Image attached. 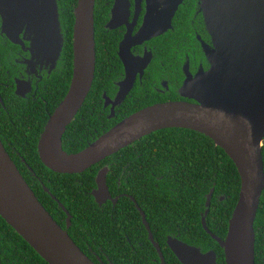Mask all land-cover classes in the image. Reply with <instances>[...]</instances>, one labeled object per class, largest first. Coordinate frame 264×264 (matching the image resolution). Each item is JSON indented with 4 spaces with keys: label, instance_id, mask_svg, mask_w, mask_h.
<instances>
[{
    "label": "water",
    "instance_id": "1",
    "mask_svg": "<svg viewBox=\"0 0 264 264\" xmlns=\"http://www.w3.org/2000/svg\"><path fill=\"white\" fill-rule=\"evenodd\" d=\"M138 31L128 34L119 46L126 77L112 100L111 110L142 72L150 54L134 56L130 44L142 43L172 27L183 0H145ZM95 0H77L72 29L73 69L68 90L47 119L37 142L41 162L58 173H81L137 139L163 128H186L200 132L221 147L235 164L240 189L224 238L214 235L202 218L204 229L222 247L225 264H255L254 220L264 189V0H197L211 45L203 44L206 70L187 74L179 93L192 99L157 102L132 112L83 149L67 153L62 136L81 108L95 72ZM0 29L10 41H29L35 72L38 57L56 64L64 34L57 0H0ZM27 67V68H28ZM27 81L16 80L15 93L24 96ZM1 101V97H0ZM113 113V111H111ZM107 168L96 175L92 191L99 204L112 198L106 183ZM213 189L206 198L210 205ZM207 212V211H206ZM0 216L48 264H96L73 241L46 210L28 185L0 139ZM160 263L166 264L160 246ZM69 225V216L67 217ZM167 244L182 264H216L214 251L168 237Z\"/></svg>",
    "mask_w": 264,
    "mask_h": 264
},
{
    "label": "trees",
    "instance_id": "2",
    "mask_svg": "<svg viewBox=\"0 0 264 264\" xmlns=\"http://www.w3.org/2000/svg\"><path fill=\"white\" fill-rule=\"evenodd\" d=\"M77 0H57L64 34L60 59L65 66L50 78L39 82L34 98H21L14 94L5 46L0 42V139L20 173L54 220L65 225L62 203L70 212L69 235L80 243L81 250L96 264L111 261L114 264H160L159 256L149 240L141 222L137 204L146 216L154 241L160 246L166 264H182L166 245L172 236L182 241L217 253V264H225L222 247L202 225L217 237L224 238L228 222L238 200L240 177L237 168L225 151L206 135L186 128H163L147 134L116 153L107 156L81 173H58L47 168L40 160L37 142L48 118L66 93L72 72V27ZM195 4L194 12L192 6ZM202 16L197 11V0H184L173 20V34H187L189 24L184 20ZM101 11L94 6L96 63L91 88L78 113L67 125L62 136V147L68 153L77 152L106 132L115 123L132 112L158 99L143 98L139 104L133 94L125 100L128 109L116 110L109 116L103 111V123L91 114L101 110L99 98L103 88L112 89L106 80L105 51L100 30ZM67 39V40H66ZM106 48V50L104 49ZM112 67V66H111ZM113 68V67H112ZM7 70L9 74H7ZM111 75L115 77L112 70ZM5 84H8L7 86ZM140 98V97H138ZM108 118H107V116ZM264 166V144L262 146ZM107 168L106 183L115 205L111 201L98 205L91 192L96 188L97 172ZM46 189V190H45ZM213 189L210 205L206 198ZM54 197V198H53ZM207 211V212H206ZM77 229L73 235L72 228ZM255 264H264V189L254 220ZM138 236L143 249L138 254L129 248L126 237L120 246L119 235ZM88 243L96 248L98 256L87 251ZM0 264H48L0 216Z\"/></svg>",
    "mask_w": 264,
    "mask_h": 264
},
{
    "label": "flooded vegetation",
    "instance_id": "3",
    "mask_svg": "<svg viewBox=\"0 0 264 264\" xmlns=\"http://www.w3.org/2000/svg\"><path fill=\"white\" fill-rule=\"evenodd\" d=\"M97 2H98V7L100 8L101 11L99 33L102 34L101 35L103 38L102 43H104L106 39L107 44L108 45L110 44L107 50L104 47V49L106 50L104 54V63L106 67V80L110 79L112 82V89L110 90V92L107 91L109 87L103 88L101 92L100 95L101 97L99 98V103L101 104V110H96L95 111L96 114H94L93 111L91 112L92 115H94L96 118L100 120L99 125L103 123V118H102L103 111H107V112L109 111V116L113 117L115 115L116 110H119L121 106L122 107L123 105L127 106L123 110L128 109L129 107L128 101H126L125 99L128 96L129 97L132 96V94H133L132 97H134L135 101L138 104L143 101V98L158 99L157 101L151 104L157 102L172 101V100H187L190 102H194L192 99L182 96L179 93V90L187 74L195 75L199 70H206L209 66L207 58L203 51V44L211 45V38L204 26L203 17L196 16L195 18H193L191 13L189 17L184 20V24L185 21H187V24H189L187 26L190 32H188L187 34L183 33L182 31L183 22L181 21V32H178L176 34L174 33L173 34L174 38L170 40L172 37L170 31L174 30L173 20L177 13L176 11L172 19V27L169 28L167 31L157 36H153L152 38L145 40L142 43L129 45L130 51L134 56L142 57L145 54H150V59L147 65L143 68L141 73L139 71L136 72L132 86L125 95V97L121 101H118L111 110V106H112L111 102L112 100L115 99V96L120 88L119 83L122 82L126 77L125 67L119 55V46L124 41L125 37L128 34L134 35L138 31L145 13L146 1L145 0H97ZM183 2L184 0L179 6H181ZM194 7L195 4H193L192 6V12H194ZM94 38H95V31H94ZM0 42H2V44L6 48L5 50L6 60L8 62V65L13 69L12 73H10L12 83H10L9 85L13 88L14 94H16L15 93L16 80L21 79L29 82L31 84V89L25 92L24 96H19L16 94L17 96L26 99L29 98L36 99L37 96H39L40 99L43 100L41 95L36 96L37 93L36 88L39 82H42L44 79L50 78L53 73L61 72L63 70L65 64L62 61V59L59 58L56 64L52 66L51 63H45V61L42 62L41 59L38 57L37 63L35 64L36 71L33 73L30 72V69L26 64V61L31 58V54H32L30 49H28L30 43L27 39L23 40V45L14 43L10 41L4 34H2L0 29ZM71 45H72V39H71ZM72 55H73V50H72ZM72 69H73V65H72ZM112 70L115 72L116 75L115 77L111 75ZM7 74H9L8 70H7ZM71 76H72V72H71ZM5 85L7 86L8 84ZM53 110L48 114V118L50 114L53 112ZM111 111H113V113H111ZM108 201L112 202V200L109 199L102 204L98 203V205L99 206L103 205ZM115 204L113 203V205ZM59 206L60 208H62L65 214V225L64 226H62L61 224L59 225L63 229L67 230L68 234H70L69 229L72 225L71 223L72 216L62 203H59ZM135 206L141 215V222L143 223L145 229L147 230V234L149 237V231L146 228L145 223L143 222V217H145L146 220V216L142 211V209L137 204H135ZM68 216H69V225H67ZM146 222L148 223L147 220ZM71 233L73 235H76L77 229L73 227ZM151 235L153 237L152 232ZM124 237H126L129 248H131L137 254L140 249H143V247L141 246L142 243L137 239L138 236L135 235L134 239H130L129 235H125V232H122V235H119V241L121 242L120 246L122 248L124 247ZM168 237H172V236H168ZM168 237L166 238L167 246H168L167 244ZM77 245L79 247H82L80 243H78ZM94 246L96 245H91L88 243L86 249L89 253L98 256L99 253H97L96 248ZM200 247L204 249L203 252L214 251L215 260L217 264L216 251L211 247L205 248L204 245L202 244H200ZM154 248L158 254V251L155 246ZM168 248L170 249L169 246ZM99 262H101V264H114L108 259L106 262L99 259ZM224 262H225V256H224Z\"/></svg>",
    "mask_w": 264,
    "mask_h": 264
}]
</instances>
